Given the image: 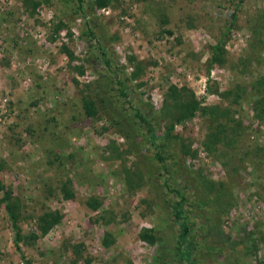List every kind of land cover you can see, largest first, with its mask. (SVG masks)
Returning <instances> with one entry per match:
<instances>
[{"label": "rangeland", "instance_id": "rangeland-1", "mask_svg": "<svg viewBox=\"0 0 264 264\" xmlns=\"http://www.w3.org/2000/svg\"><path fill=\"white\" fill-rule=\"evenodd\" d=\"M92 1L0 0V182L37 236L0 201V264H177L178 194L195 264H264V0Z\"/></svg>", "mask_w": 264, "mask_h": 264}, {"label": "trees", "instance_id": "trees-1", "mask_svg": "<svg viewBox=\"0 0 264 264\" xmlns=\"http://www.w3.org/2000/svg\"><path fill=\"white\" fill-rule=\"evenodd\" d=\"M80 1V0H79ZM108 0H93L89 7L91 10H94L95 7L102 8L105 7L107 4ZM35 4V3H34ZM237 6V4L235 5ZM230 22L227 26H231L233 23L232 21L235 18V13L232 12L230 14ZM85 33L88 35V38H94L93 33L88 30L85 31ZM100 59H93V62H97L98 60L104 64H106L107 67L110 68V63L109 60L106 57V52L104 50H101L100 52ZM222 60V49H221V44L220 40H218L214 45L210 47V53L208 56V61H207V67L209 68L212 64L218 63ZM77 70L79 73L82 72V67L78 66ZM112 79L113 81L117 84L118 86V92L122 96H126L127 94L124 93V90L126 88L124 80L120 77L118 74V71H112ZM210 90V89H209ZM199 101L193 98V96H190V99L185 103L184 109L182 112L176 116L172 123H170L165 131V134L168 135V133L172 132L174 123L177 124L179 123L182 119L185 118H191L195 111L198 109ZM82 108L85 116L90 119H96L98 115V111L96 109V106L92 99L90 98H84L82 99ZM218 107H212L209 108L211 110H215L217 113L215 116L220 117V116H225L227 115V108H223V111H219L217 109ZM134 117H136L137 121H139L140 124L145 128L146 133L148 134L150 141L153 142L154 135H153V127L150 121L141 115L139 109L134 108ZM239 128V127H238ZM218 135H210L209 138L217 137ZM157 158L161 159L158 155L156 156ZM63 196L65 198H70L71 192L69 190H66L65 188L61 189ZM0 201L3 202L4 210L7 213V216L9 218V221L11 222V226L13 228L14 236H13V244L15 249L19 252L18 248V241L22 240L25 241L26 243H30L34 239H36V235L33 233H30L29 235H23L20 231V227L16 224V219L18 216V204L12 200L11 198V193L10 191L0 182ZM173 203L170 204L171 210V215L172 217L178 221V232L176 235V240H175V246H174V253L177 255V264H195V259L192 258L191 256V248H192V242L191 240L187 239L188 233H189V226L188 223L186 222L185 217L182 216L183 212V204H184V196L181 194H178L174 197ZM60 219V214L58 212L54 213H44L43 215L38 217L37 221V229L40 234H46L52 226H54L55 223H57ZM146 240L149 242L154 241V237L147 233L143 236ZM20 253V252H19Z\"/></svg>", "mask_w": 264, "mask_h": 264}]
</instances>
